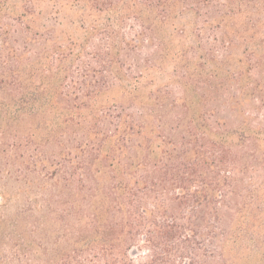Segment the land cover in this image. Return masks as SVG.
Listing matches in <instances>:
<instances>
[{
  "label": "trees",
  "instance_id": "1",
  "mask_svg": "<svg viewBox=\"0 0 264 264\" xmlns=\"http://www.w3.org/2000/svg\"><path fill=\"white\" fill-rule=\"evenodd\" d=\"M0 172V264H264V0H0Z\"/></svg>",
  "mask_w": 264,
  "mask_h": 264
},
{
  "label": "rangeland",
  "instance_id": "2",
  "mask_svg": "<svg viewBox=\"0 0 264 264\" xmlns=\"http://www.w3.org/2000/svg\"><path fill=\"white\" fill-rule=\"evenodd\" d=\"M49 25L53 22H48ZM42 25H47L46 21L39 23ZM189 43H193L191 40L188 41ZM237 54L239 52H236ZM119 93L112 92L106 96V99H112L114 97H118ZM42 186L40 182H34L33 184L28 185L26 182L18 181L15 178H4L2 179V172H0V196H2V192H7L8 195V205L2 212L0 209V228L4 231L5 234H12L16 233L17 231L28 230L29 223L31 218L26 216L25 218L22 216L23 210L29 206L37 207V204H34L36 200L37 203H41L39 201L40 195L35 193L37 191V187ZM66 199L67 195H60ZM36 214V213H34ZM14 227L19 228V230H12ZM57 230V229H56ZM53 227V230H49V235L44 234L43 231L37 233V239H28V241H34V252L35 254L32 256L33 261H37V259L42 258V249L43 245H50V243L54 240L55 236H59L60 231H56ZM41 239V240H39ZM4 247L5 253L9 251V248L6 246Z\"/></svg>",
  "mask_w": 264,
  "mask_h": 264
}]
</instances>
